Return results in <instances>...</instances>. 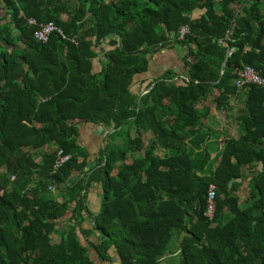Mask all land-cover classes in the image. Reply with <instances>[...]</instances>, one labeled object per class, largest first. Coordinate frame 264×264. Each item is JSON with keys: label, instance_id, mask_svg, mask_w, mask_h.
Returning <instances> with one entry per match:
<instances>
[{"label": "trees", "instance_id": "1", "mask_svg": "<svg viewBox=\"0 0 264 264\" xmlns=\"http://www.w3.org/2000/svg\"><path fill=\"white\" fill-rule=\"evenodd\" d=\"M51 21L63 33L36 39ZM173 44L182 75L132 92ZM245 66L264 77V0H0V264H264V88L234 85ZM212 107L238 127L214 161ZM79 123L114 129L88 169Z\"/></svg>", "mask_w": 264, "mask_h": 264}, {"label": "crops", "instance_id": "2", "mask_svg": "<svg viewBox=\"0 0 264 264\" xmlns=\"http://www.w3.org/2000/svg\"><path fill=\"white\" fill-rule=\"evenodd\" d=\"M73 8L71 7L70 10ZM68 13L63 14L64 18H68ZM118 44V39H117ZM116 46V44H115ZM114 44L108 42V40L102 41L97 47L98 55L93 61V73L97 74L101 72L102 68L106 64L104 58L105 52L115 47ZM183 51L175 44L173 47L162 48L157 52L150 60L149 69L145 74L137 75L134 79V86L132 87V92H139L140 95L145 94L148 86L153 83L156 79H159L162 74L171 70L175 75H182L184 66L182 61ZM174 80L178 77L174 76ZM224 111L216 110L213 107L209 110V114L206 118V124L209 128L212 129V136L209 141L206 142L207 150L210 154V161H214L216 158V151L214 150L215 145L220 146V142L226 136H235L238 134V127L236 124L227 123L226 116ZM229 116V115H228ZM79 133L80 137L78 139L80 145L83 146L85 150L88 151L89 157L87 158L88 164L99 162V150L101 148L104 137L107 133L113 132L114 129H104L102 125H93L91 123H79ZM51 148H45V151L50 150ZM53 149V146H52ZM39 153V152H38ZM37 158L36 160H38ZM90 168V167H89ZM88 169V167H87ZM100 184L92 182L90 187L87 190L86 194V204L92 213H96L100 207ZM239 197L243 195L240 192H237ZM86 216L89 217V221ZM85 216V221L83 224L84 228H87L91 225L92 220L90 215Z\"/></svg>", "mask_w": 264, "mask_h": 264}, {"label": "built area", "instance_id": "3", "mask_svg": "<svg viewBox=\"0 0 264 264\" xmlns=\"http://www.w3.org/2000/svg\"><path fill=\"white\" fill-rule=\"evenodd\" d=\"M28 22L36 23L33 18H29ZM187 30V26H181L179 28V36L181 37L184 33L187 32ZM56 31L63 33L62 29L52 21L47 23H40L39 28L34 32V37L39 40L48 41L49 36ZM230 53L231 51L228 52V56L230 55ZM234 85L237 88L243 85H256L264 88V77L260 76L258 73H255V71L251 67L245 66L237 71ZM70 158V155H64L63 151L61 150L58 153V164L68 161ZM215 189V184L210 183L207 190V207L205 210V215L209 218H212L215 209Z\"/></svg>", "mask_w": 264, "mask_h": 264}, {"label": "water", "instance_id": "4", "mask_svg": "<svg viewBox=\"0 0 264 264\" xmlns=\"http://www.w3.org/2000/svg\"><path fill=\"white\" fill-rule=\"evenodd\" d=\"M109 43L111 44V46H113V44H114V46H115V44H117V37H116V36L111 37L110 40H109ZM225 62H226V60H224V62L222 63V67H224ZM95 164H96V162H94V163H92V164H88V168L91 167V166H94ZM233 180H234V179H232V181H233ZM236 180H238V178H237ZM86 218H87V220H88V216H86ZM88 221H89V220H88Z\"/></svg>", "mask_w": 264, "mask_h": 264}, {"label": "rangeland", "instance_id": "5", "mask_svg": "<svg viewBox=\"0 0 264 264\" xmlns=\"http://www.w3.org/2000/svg\"><path fill=\"white\" fill-rule=\"evenodd\" d=\"M241 199H242V197H240ZM82 238V241H84V238L83 237H81ZM94 240H95V237L93 238ZM85 242V241H84ZM171 250H174L173 249V247H171ZM177 253H175L174 254V256L176 255ZM92 258L94 259V261L97 263V264H100L98 261H97V258H96V255H95V253L94 252H92ZM115 264H117L116 262H115Z\"/></svg>", "mask_w": 264, "mask_h": 264}]
</instances>
